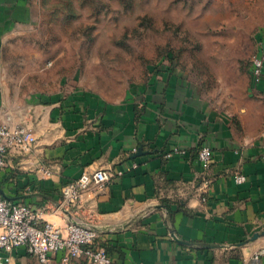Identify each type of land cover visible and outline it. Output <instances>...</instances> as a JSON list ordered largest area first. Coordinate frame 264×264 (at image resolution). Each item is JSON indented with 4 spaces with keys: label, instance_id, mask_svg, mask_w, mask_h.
<instances>
[{
    "label": "crops",
    "instance_id": "0c3cea01",
    "mask_svg": "<svg viewBox=\"0 0 264 264\" xmlns=\"http://www.w3.org/2000/svg\"><path fill=\"white\" fill-rule=\"evenodd\" d=\"M33 2L0 0V120L35 138L28 151L7 154L2 197L43 210L42 222L62 231L93 228L112 264H264L262 119L242 116L238 124L174 64L150 67L121 99L81 79L56 80L50 63L19 77L12 56H37L44 38ZM253 87L264 94V71ZM202 145L212 152L207 171L197 156ZM176 147L184 154L164 157ZM42 168L51 175L42 177ZM99 169L113 174L110 182L83 192L77 206L62 204L63 186ZM0 262L38 264L25 247L0 252Z\"/></svg>",
    "mask_w": 264,
    "mask_h": 264
},
{
    "label": "rangeland",
    "instance_id": "374dc122",
    "mask_svg": "<svg viewBox=\"0 0 264 264\" xmlns=\"http://www.w3.org/2000/svg\"><path fill=\"white\" fill-rule=\"evenodd\" d=\"M33 7L44 38L37 56H12L19 77L50 63L56 80L81 79L121 99L150 67L174 64L208 104L238 124L258 116L264 128V94L252 76L253 60H264V0H34Z\"/></svg>",
    "mask_w": 264,
    "mask_h": 264
},
{
    "label": "built area",
    "instance_id": "2783aa9c",
    "mask_svg": "<svg viewBox=\"0 0 264 264\" xmlns=\"http://www.w3.org/2000/svg\"><path fill=\"white\" fill-rule=\"evenodd\" d=\"M252 63L254 84L258 86L263 78L264 60L259 56ZM34 141L30 130L11 128L0 120V169L5 166L9 152L28 151ZM182 154L184 151L176 147L164 157ZM197 156L203 171H207L212 163L210 147L202 145ZM136 167L133 164L131 168ZM41 172L42 177L51 175L45 168ZM117 175L121 176V173ZM113 177L107 170L83 171L75 181L62 187V204L77 206L83 192L97 189L110 182ZM244 181L243 175L235 176L237 184ZM203 183L207 187L209 181L204 180ZM43 213V210L34 211L26 205L9 202L0 194V252L9 253L15 248L25 247L38 264H112L105 249L98 246V234L93 228L74 223L67 225L65 231H62L50 222L43 223ZM257 258L254 256V260Z\"/></svg>",
    "mask_w": 264,
    "mask_h": 264
}]
</instances>
